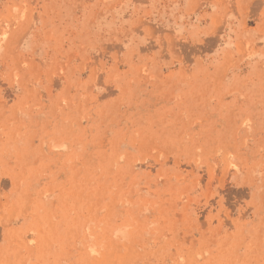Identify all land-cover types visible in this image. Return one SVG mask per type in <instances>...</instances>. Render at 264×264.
I'll use <instances>...</instances> for the list:
<instances>
[{"label":"rangeland","instance_id":"rangeland-1","mask_svg":"<svg viewBox=\"0 0 264 264\" xmlns=\"http://www.w3.org/2000/svg\"><path fill=\"white\" fill-rule=\"evenodd\" d=\"M0 264H264V0H0Z\"/></svg>","mask_w":264,"mask_h":264}]
</instances>
